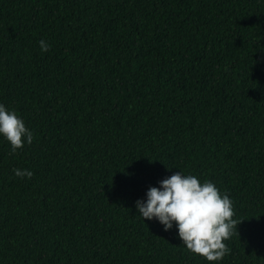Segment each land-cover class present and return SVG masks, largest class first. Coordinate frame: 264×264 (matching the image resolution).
<instances>
[{
	"label": "trees",
	"instance_id": "1",
	"mask_svg": "<svg viewBox=\"0 0 264 264\" xmlns=\"http://www.w3.org/2000/svg\"><path fill=\"white\" fill-rule=\"evenodd\" d=\"M0 104L34 136L0 264H216L135 207L179 171L232 200L219 264H264V0H0Z\"/></svg>",
	"mask_w": 264,
	"mask_h": 264
},
{
	"label": "clouds",
	"instance_id": "2",
	"mask_svg": "<svg viewBox=\"0 0 264 264\" xmlns=\"http://www.w3.org/2000/svg\"><path fill=\"white\" fill-rule=\"evenodd\" d=\"M39 46L42 53L50 49L45 40L39 41ZM0 137L9 143L13 154L34 139L23 119L3 104H0ZM13 171L21 178L33 175L30 170ZM158 185L150 186L145 198L135 202L143 221L155 219L166 232L175 227L187 250L219 264L229 253L224 241L231 238L233 229L238 226L233 219L230 197L221 193L212 181L201 182L198 177L182 171L160 180Z\"/></svg>",
	"mask_w": 264,
	"mask_h": 264
}]
</instances>
